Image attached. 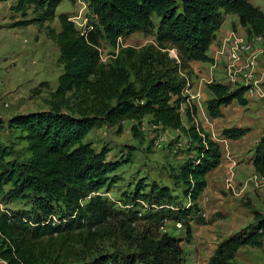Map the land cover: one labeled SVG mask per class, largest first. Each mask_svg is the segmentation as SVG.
<instances>
[{
	"label": "trees",
	"instance_id": "obj_1",
	"mask_svg": "<svg viewBox=\"0 0 264 264\" xmlns=\"http://www.w3.org/2000/svg\"><path fill=\"white\" fill-rule=\"evenodd\" d=\"M62 1L16 0L11 9L21 18L11 28L46 31L58 47L62 73L47 111L7 121V127L19 133L28 157L19 161L8 147L0 146V203L24 202L29 210L0 209V259L7 264H41L47 256L43 242L85 236L87 249L111 242L110 251L70 264H182L180 241L160 231L162 221L182 223L190 240V223L205 222L190 214L200 213L206 176L222 158L219 145L196 122L195 106L184 95L190 63H214L207 51L226 15L235 16L247 36L264 40V13L249 0H84L91 20L79 32L67 14L56 15ZM55 19L59 32L45 26ZM136 33L152 37L153 43L119 48L110 63H102V42L116 49L119 40ZM172 49L175 58L169 55ZM207 89L212 96L207 113L213 120L233 102L248 104L247 87L232 89L212 82ZM144 118L156 128L180 132L195 157L169 170L189 207L176 205L167 186L153 183L145 193L148 186L140 181L132 194L133 207L146 204L151 211L139 219L135 211L115 210L98 194L115 184V172L130 163L134 148H127V157L112 161L106 148L97 152L86 138L99 124L121 128L130 122L134 139L141 141L138 126ZM247 132L229 129L223 136L237 141ZM252 168L264 179V131L253 149ZM263 239L264 215L255 212L251 225L217 245L208 264H236L241 248L259 249Z\"/></svg>",
	"mask_w": 264,
	"mask_h": 264
},
{
	"label": "rangeland",
	"instance_id": "obj_2",
	"mask_svg": "<svg viewBox=\"0 0 264 264\" xmlns=\"http://www.w3.org/2000/svg\"><path fill=\"white\" fill-rule=\"evenodd\" d=\"M249 2L264 13V0ZM15 3L16 0H0V146L8 147L13 158L23 161L28 157L25 144L19 140L17 131L7 127V121L16 115L47 111L50 96L57 87V78L62 73V66L58 62V47L46 37L45 30H39L35 26L25 29L11 28L14 20L21 19L11 10ZM61 13L69 16L79 32H83L91 20L84 0H76L74 5L63 0L56 10V15ZM223 21L221 26L226 23L228 33L221 35L216 43V62L212 58L215 64L199 68L197 73L200 76L192 70L188 91L184 93L185 96L195 97L192 100L189 96L191 105L195 104L192 101L198 102L195 104V120L209 138L219 145L222 154L220 167L206 180L207 189L198 202L200 213L190 214L194 219H203L205 222L201 224L194 220L190 223V240L186 238L182 223L163 220V227L160 228L162 233L180 241L183 251L182 264H208L221 241L251 225L255 212L264 215V182L256 178L258 175L250 165L253 149L264 131V43L263 52L257 58L259 94H247V106L241 107L233 102L221 109V118L213 120L204 112L202 103L210 97L206 85L223 82L226 77L228 51L235 40L250 42L252 39L239 27L235 16H228L225 23ZM153 22L157 23L155 18ZM45 26L55 32L60 30L56 19ZM152 43V37L136 33L120 40L119 46L139 49ZM100 53L102 63L108 64L118 51L102 42ZM169 55L175 58L176 51L170 50ZM249 83L250 87L254 88L252 82ZM229 86L235 89L241 85L239 83ZM181 115L184 126H187L184 109ZM150 121V118H144L138 126L141 141L134 139L131 132L133 124L130 122L123 123L121 128L99 124L86 138V142L90 143L95 151L106 148L109 151L108 158L112 161L127 157V148H134L130 163L115 172V184L101 189L98 194L115 210L135 211L139 219L151 211V207L146 204H138L136 209L133 207L132 194L140 181H144L148 186L145 193L153 183L167 186L176 205L179 204L185 209L189 207V202L183 196L182 186L174 184L169 177V170L177 169L188 157H195V153L191 151L193 146L188 145L180 132L156 128ZM244 127L249 129L248 133L237 141L228 140L223 136L225 130ZM228 179L232 181L235 192L226 189ZM0 209L20 213L28 211L29 206L24 202L9 205L0 203ZM138 225H144V222L139 221ZM84 237L67 238V241L65 238H57L50 244L43 242L41 246L47 256L41 264H51L53 260L58 264L82 262L92 258L98 251H110L111 242H99L94 248L87 249L83 243ZM236 264H264V239L259 249L241 248L236 254Z\"/></svg>",
	"mask_w": 264,
	"mask_h": 264
},
{
	"label": "built area",
	"instance_id": "obj_3",
	"mask_svg": "<svg viewBox=\"0 0 264 264\" xmlns=\"http://www.w3.org/2000/svg\"><path fill=\"white\" fill-rule=\"evenodd\" d=\"M229 42V39L226 41ZM120 43V40H119ZM118 43L117 51L120 48ZM264 43L263 38L261 37H252L251 41H242L235 40L232 44L231 49L228 51V64L225 67L226 77L223 79V82L219 83L222 85L229 86L231 84H239V87H247L248 91L246 94L254 96L259 94L257 90L258 84V56L263 52L262 44ZM242 82V83H241ZM252 82L253 87H250ZM260 181L264 182V179L260 176H257ZM226 189L232 192H235L232 185V181L228 179L226 183ZM179 226V225H178ZM0 264H7L5 261L0 259Z\"/></svg>",
	"mask_w": 264,
	"mask_h": 264
},
{
	"label": "crops",
	"instance_id": "obj_4",
	"mask_svg": "<svg viewBox=\"0 0 264 264\" xmlns=\"http://www.w3.org/2000/svg\"><path fill=\"white\" fill-rule=\"evenodd\" d=\"M228 16H232V15H226L225 17H223L224 18V23H225V18L226 17H228ZM234 17V16H233ZM236 18V17H235ZM237 19V18H236ZM234 22H236V21H234ZM225 25H226V23L225 24H223L222 26H221V28L219 29V31L216 33V38H215V40L213 41V43L210 45V47H209V49H208V51H207V56L209 57V58H213V59H215V62H216V57H215V52H216V43H217V41L219 40V38L221 37V35H226L227 33H228V29L225 27ZM239 27L240 28H242L240 25H239ZM243 29V28H242ZM215 64V63H214ZM206 65L208 66V65H210V64H204V63H199V62H192V63H190V70H191V73H192V70H194V72L196 73V75H199L200 76V74H198L197 73V71L199 70V68H203V67H206ZM263 72V71H262ZM208 85V84H207ZM207 85H206V89H207ZM188 91V90H187ZM187 91H185V92H187ZM207 91H208V95L210 94V97H207L204 101H202V103H204V112H206V115L208 116V113H207V102L212 98V96H211V93L209 92V90L207 89ZM189 94V93H188ZM247 94H245V96H246ZM191 97L192 98V100H194L195 99V97L194 96H191V95H188V97ZM189 97V98H190ZM246 98V97H245ZM246 100L247 101H249L247 98H246ZM196 102L197 101H192V103H195L196 104ZM198 103V102H197ZM195 104H194V106H195ZM202 105V104H201ZM200 104H199V106H201ZM208 118H209V116H208ZM244 129H246V130H249L247 127H244ZM248 133V132H247ZM221 165V164H220ZM220 165L218 166V168L220 167ZM250 165H252V159H251V162H250ZM217 168V169H218ZM216 170V169H215ZM214 171V170H213ZM213 171H211L207 176H206V180H208V176H210V174L213 172ZM207 189V188H206ZM205 189V190H206Z\"/></svg>",
	"mask_w": 264,
	"mask_h": 264
}]
</instances>
